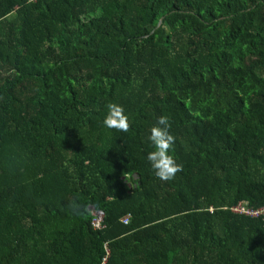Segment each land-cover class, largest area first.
<instances>
[{"label": "trees", "instance_id": "1", "mask_svg": "<svg viewBox=\"0 0 264 264\" xmlns=\"http://www.w3.org/2000/svg\"><path fill=\"white\" fill-rule=\"evenodd\" d=\"M238 203L264 206V0H0V264H264Z\"/></svg>", "mask_w": 264, "mask_h": 264}, {"label": "clouds", "instance_id": "2", "mask_svg": "<svg viewBox=\"0 0 264 264\" xmlns=\"http://www.w3.org/2000/svg\"><path fill=\"white\" fill-rule=\"evenodd\" d=\"M106 109L103 119V125L106 128L125 133L130 131L131 121L122 105L110 102L106 105ZM170 129V118L167 115H161L157 118L156 125L151 127L148 137L153 150L148 152L147 160L155 176L163 182L174 180L176 175L183 171V164L178 163L172 154L175 136L171 134Z\"/></svg>", "mask_w": 264, "mask_h": 264}, {"label": "built area", "instance_id": "3", "mask_svg": "<svg viewBox=\"0 0 264 264\" xmlns=\"http://www.w3.org/2000/svg\"><path fill=\"white\" fill-rule=\"evenodd\" d=\"M231 211L237 214L241 215H247V216H252L256 218H262L264 220V206L263 207H251L247 206L245 203H238L236 206L230 207ZM92 220H91V225L94 229H100L103 227L102 220H103V213L101 210H93L92 211ZM129 214L124 215L121 218V221L123 223H127ZM108 256H109V251L108 247L105 244V255L102 257L101 261L99 264H108Z\"/></svg>", "mask_w": 264, "mask_h": 264}, {"label": "water", "instance_id": "4", "mask_svg": "<svg viewBox=\"0 0 264 264\" xmlns=\"http://www.w3.org/2000/svg\"><path fill=\"white\" fill-rule=\"evenodd\" d=\"M160 24H161V20L158 22V25H157V27H158Z\"/></svg>", "mask_w": 264, "mask_h": 264}]
</instances>
